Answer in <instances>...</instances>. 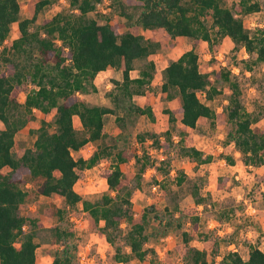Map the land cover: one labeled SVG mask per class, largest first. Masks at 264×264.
<instances>
[{
  "label": "trees",
  "instance_id": "trees-1",
  "mask_svg": "<svg viewBox=\"0 0 264 264\" xmlns=\"http://www.w3.org/2000/svg\"><path fill=\"white\" fill-rule=\"evenodd\" d=\"M51 1L33 0L29 15L19 19L20 1L0 0V59L5 64L2 67L0 61V121L3 123L0 127V264H36L35 227L41 225V221L39 211L26 214L22 211L28 192L18 181L24 177L33 183L38 194H57L69 205L81 202L89 223L114 245L116 261L131 257L143 259L153 251L145 246L151 235L148 231L150 218L161 221L165 214L154 204L144 208L139 217L131 212L132 190L124 185L120 163L132 158L140 162L145 152L138 153L129 147L113 149L115 144L101 143L88 157H75L74 150L105 136V114L115 111V107L109 105L87 103L79 92L96 90V74L108 66H115L121 70L122 78H112L114 89L110 94L115 106L123 109V115H116V122L122 125L124 115L134 113L152 117L149 105L141 106L132 101L135 94L144 93L155 69L154 61L147 59L152 47L138 27H159L171 36H191V47L163 68L162 90L169 96L174 91L179 94V120L184 128L194 127L200 117L215 115V110L201 96L212 99L219 92L214 82L222 78L228 80L230 93L225 113L232 127L227 136L239 151L243 164L260 165L264 163V129L252 126L258 116L244 106L239 82L229 76V69L213 70V76L202 71L196 51L201 40L213 46L218 37L227 35L234 42V48L244 47L253 62L264 61V29L250 32L242 17L259 10L260 3L258 0H233L226 6L222 0H111L121 6L126 21L99 22L87 13L95 9L100 0H68L70 12L57 11L31 29L41 9ZM127 2L137 10L135 19L134 13L126 10ZM14 21H18V35L6 44ZM124 25L127 29L120 31ZM136 59L147 60L139 75L132 76L130 71ZM246 64L251 68L248 62ZM23 79H29L33 88L18 101L15 94ZM34 108L44 114L55 109V127L50 130L43 119L33 145L15 154L12 150L15 133L28 122ZM75 115L82 125L79 129L74 124ZM175 119L171 111L169 120ZM166 133L169 137V131ZM150 134L158 141V136ZM179 145L183 155L198 163L211 158L192 144L190 134L184 131L180 133ZM105 157L110 159L103 170L110 191L96 200L83 198L75 189V182L83 169ZM226 158L234 162L233 155ZM146 166L147 163H141L139 173ZM3 168H8L9 172H2ZM182 179L183 174L177 176L178 183ZM177 208L175 204L169 211L172 217ZM54 213L62 222L54 227L58 247L47 264H76L74 232L63 209L55 207ZM125 221L128 227L123 231ZM165 223L171 225V217L166 218ZM25 224L29 226L27 229H24ZM181 234L184 246L188 245V231L183 230ZM119 236L128 250H122L117 244ZM188 249H192L195 263L210 264L205 249ZM217 250L216 246L213 252ZM221 264H264V249L249 244L246 258L237 250H230L223 255Z\"/></svg>",
  "mask_w": 264,
  "mask_h": 264
},
{
  "label": "rangeland",
  "instance_id": "rangeland-1",
  "mask_svg": "<svg viewBox=\"0 0 264 264\" xmlns=\"http://www.w3.org/2000/svg\"><path fill=\"white\" fill-rule=\"evenodd\" d=\"M19 1L21 19L29 15V5L33 0ZM222 1L226 6H230L233 0ZM258 1L259 10L242 15L250 32L258 28L264 29V0ZM126 5L127 12L134 13L135 19L136 8L128 2ZM57 11L70 12L69 1L52 0L41 9L35 24L30 28L33 29L43 18ZM87 15L99 22H105L107 19L112 22L127 19L118 2L111 0L98 1L95 9ZM17 23L18 21H14L11 24L6 44L18 35ZM210 23L209 18L208 24ZM126 29L127 25H124L120 31ZM138 31L152 47L147 59L154 61L155 69L150 82L144 87V93L135 94L132 101L141 106L149 105L153 116L134 113L124 115L122 125L116 122V115H123V109L115 106L110 91L114 89V69L118 68L109 66L106 73L98 75L96 90L79 92L87 103L115 107L114 112L105 114L106 134L97 140L88 141L79 150H74L73 155L88 157L101 143L110 146L115 144L113 149L129 147L135 148L138 153L145 152L140 162L132 158L120 165L124 173V185L132 190L131 212L139 217L144 208L154 204L159 212L165 214L161 221L150 218L148 231H151V235L145 246L153 251H149L143 259L131 257L126 261H116L113 257L114 245L106 240L96 226L89 223L81 202L69 205L57 194H38L33 183L24 177L18 181L28 192L22 204V211L25 214L39 211L41 221V225L35 227L36 264H47L58 247L54 227L62 220L54 213L55 207L63 209L68 225L74 232L76 264H197L192 257V249L189 250L188 247L205 249L210 264H221L223 255L230 250H237L246 258L249 244L264 249V163L243 164L239 151L227 136L232 127L225 113L230 93L228 80L222 78L214 82L219 92L212 99L201 96L215 110V115L200 117L194 127L184 128L178 117L179 94L174 91V94L169 96L162 90L161 84L164 81L163 68L182 51L191 47L192 37L171 36L159 27L139 26ZM196 51L202 71H207L213 76V70H230L229 76L239 82L244 106L258 116L252 126L264 129V61L253 62L244 47L234 48V42L227 35L218 37L213 46L201 40ZM147 59L134 61L130 71L132 76L139 75ZM0 61L2 62L1 59ZM246 62L251 68L246 66ZM1 66L5 67V64L2 62ZM32 88L31 81L23 79L15 94L18 101H22L26 92ZM171 111L176 117L173 121L169 120ZM43 119L48 123L49 129L53 130L55 109L47 114L33 109L28 122L15 133V143L12 147L15 154H20L24 148L33 145L36 130ZM74 124L78 129L82 126L77 115L74 116ZM2 126L0 121V127ZM167 131L170 133L169 137L166 136ZM182 131L190 134L192 144L204 154L211 155L209 161L198 163L192 157L181 153L179 137ZM150 133L158 136V141H155ZM227 155H233V163L227 160ZM109 162L110 159L105 157L93 166L83 169L74 184L83 198L96 200L110 191L103 175V170ZM141 163H147V166L139 173ZM2 172L8 173L9 169L3 168ZM182 174L183 179L178 183L177 176ZM175 204L178 208L172 217L169 211L174 209ZM166 206L169 209L166 210ZM168 217H171V225L165 223ZM28 227V224L24 225V229ZM127 227L128 223L123 222V231H126ZM183 230L188 231L189 236L186 246L181 234ZM116 241L122 250L129 249L122 236ZM216 246L218 250L213 252Z\"/></svg>",
  "mask_w": 264,
  "mask_h": 264
},
{
  "label": "crops",
  "instance_id": "crops-1",
  "mask_svg": "<svg viewBox=\"0 0 264 264\" xmlns=\"http://www.w3.org/2000/svg\"><path fill=\"white\" fill-rule=\"evenodd\" d=\"M111 67H113V66H111ZM109 69V66L108 67H106V69H104V70H101V71H99L97 74H96V76H95V78H94V83L96 84V87L98 86V75L99 74H101L102 72H105L106 73V71ZM120 74L122 75V72H121V70L118 68V69H114V76H113V78H117V79H121L120 78ZM136 76V75H135ZM108 84H109V82H108Z\"/></svg>",
  "mask_w": 264,
  "mask_h": 264
}]
</instances>
